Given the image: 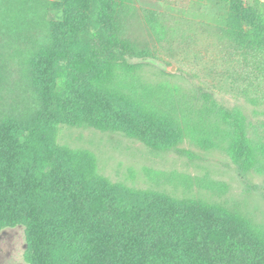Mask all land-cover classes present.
<instances>
[{"label":"trees","instance_id":"obj_1","mask_svg":"<svg viewBox=\"0 0 264 264\" xmlns=\"http://www.w3.org/2000/svg\"><path fill=\"white\" fill-rule=\"evenodd\" d=\"M213 1L224 16L205 21L207 0L173 10L180 15L142 11L140 0H0V233L25 229L27 264H264V229L217 206L114 184L91 154L57 144L68 125L177 147L168 116L127 92L130 60L155 56L131 39L134 18L158 42L212 49L235 96L264 105V0ZM56 9L61 21L49 18ZM203 97L229 124L242 177L252 158L245 120L214 93Z\"/></svg>","mask_w":264,"mask_h":264},{"label":"rangeland","instance_id":"obj_2","mask_svg":"<svg viewBox=\"0 0 264 264\" xmlns=\"http://www.w3.org/2000/svg\"><path fill=\"white\" fill-rule=\"evenodd\" d=\"M190 1L140 0L137 7L180 15L173 10L186 9ZM207 5L201 19L224 16L215 1L207 0ZM49 18L61 21L64 14L56 9ZM129 35L155 56L130 60L136 69L125 77L127 92L148 109L168 116L178 131L177 147L157 151L120 132L68 125L58 126L57 144L91 154L98 173L114 184L217 206L264 229V105L235 96L231 84L224 83L228 65L212 49L181 39L158 42L145 18L131 20ZM204 91L214 93L220 106L239 111L245 120L252 158L242 177L236 169L234 135L224 116L209 108ZM26 250L23 227L0 233V264H27Z\"/></svg>","mask_w":264,"mask_h":264}]
</instances>
